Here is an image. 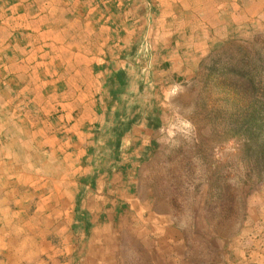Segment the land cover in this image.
<instances>
[{
    "label": "rangeland",
    "instance_id": "374dc122",
    "mask_svg": "<svg viewBox=\"0 0 264 264\" xmlns=\"http://www.w3.org/2000/svg\"><path fill=\"white\" fill-rule=\"evenodd\" d=\"M162 4L0 0V200L63 209L83 264H264V173L215 75L264 86V0H175V40Z\"/></svg>",
    "mask_w": 264,
    "mask_h": 264
},
{
    "label": "crops",
    "instance_id": "0c3cea01",
    "mask_svg": "<svg viewBox=\"0 0 264 264\" xmlns=\"http://www.w3.org/2000/svg\"><path fill=\"white\" fill-rule=\"evenodd\" d=\"M161 1L163 8L159 16L163 17V34L169 32L175 40V0ZM54 152L58 154L60 150ZM7 190L17 197L15 185L10 184ZM44 205L31 209L21 196L12 201L0 200V264H83L82 236L73 239L67 234L53 240L50 228L55 223L59 226L58 217L61 220L65 213L61 208Z\"/></svg>",
    "mask_w": 264,
    "mask_h": 264
},
{
    "label": "trees",
    "instance_id": "16d2710c",
    "mask_svg": "<svg viewBox=\"0 0 264 264\" xmlns=\"http://www.w3.org/2000/svg\"><path fill=\"white\" fill-rule=\"evenodd\" d=\"M215 75L226 81L227 86L240 95L241 102H237L239 115L232 126L236 134L243 137L245 146L254 156L257 170L264 173V100L255 97V89L258 88L254 84L256 78L249 76L237 65L221 67ZM258 89L262 92L261 96H264V86Z\"/></svg>",
    "mask_w": 264,
    "mask_h": 264
}]
</instances>
